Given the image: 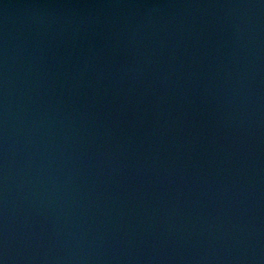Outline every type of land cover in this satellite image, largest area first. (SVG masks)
<instances>
[{"label": "water", "instance_id": "95a60500", "mask_svg": "<svg viewBox=\"0 0 264 264\" xmlns=\"http://www.w3.org/2000/svg\"><path fill=\"white\" fill-rule=\"evenodd\" d=\"M0 264H264V0H0Z\"/></svg>", "mask_w": 264, "mask_h": 264}]
</instances>
